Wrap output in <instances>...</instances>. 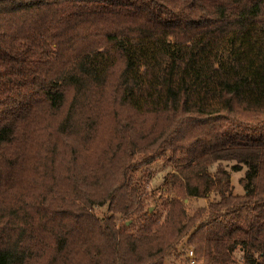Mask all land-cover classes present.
Wrapping results in <instances>:
<instances>
[{
  "label": "trees",
  "instance_id": "1",
  "mask_svg": "<svg viewBox=\"0 0 264 264\" xmlns=\"http://www.w3.org/2000/svg\"><path fill=\"white\" fill-rule=\"evenodd\" d=\"M182 240L264 264V0H0V264H164Z\"/></svg>",
  "mask_w": 264,
  "mask_h": 264
},
{
  "label": "rangeland",
  "instance_id": "2",
  "mask_svg": "<svg viewBox=\"0 0 264 264\" xmlns=\"http://www.w3.org/2000/svg\"><path fill=\"white\" fill-rule=\"evenodd\" d=\"M150 171L153 173L150 180L147 182V190L156 197L161 199H169L173 192V179L171 174H176L175 169L171 168L169 164H167L164 160L156 162L153 166H151ZM242 175V172L231 173V185L233 193H242L243 188L239 184L238 179ZM214 194L208 198H191L187 201V212L191 214L196 208L201 206H205L207 202L213 199ZM160 199V200H161ZM159 200V201H160ZM160 209V206L157 204L151 205V212L157 211ZM103 208H96L95 211L98 214L103 213ZM184 240L180 241L177 247L174 248V252L170 256H168L164 264H189V251L192 250L191 247L184 245ZM193 251V250H192ZM193 256L196 260V264H200L199 260Z\"/></svg>",
  "mask_w": 264,
  "mask_h": 264
},
{
  "label": "built area",
  "instance_id": "3",
  "mask_svg": "<svg viewBox=\"0 0 264 264\" xmlns=\"http://www.w3.org/2000/svg\"><path fill=\"white\" fill-rule=\"evenodd\" d=\"M188 251H189V264H196V260H195V258H194V256H193V251L192 250H187V253H188Z\"/></svg>",
  "mask_w": 264,
  "mask_h": 264
}]
</instances>
